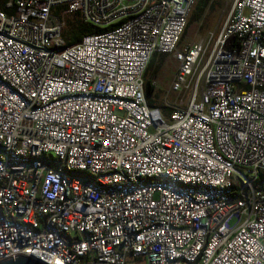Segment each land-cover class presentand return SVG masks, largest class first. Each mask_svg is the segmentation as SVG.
Instances as JSON below:
<instances>
[{"label":"built area","instance_id":"obj_1","mask_svg":"<svg viewBox=\"0 0 264 264\" xmlns=\"http://www.w3.org/2000/svg\"><path fill=\"white\" fill-rule=\"evenodd\" d=\"M196 1L5 3L0 261L264 264V0L182 43ZM77 20L119 24L67 45ZM155 53L175 66L150 106Z\"/></svg>","mask_w":264,"mask_h":264},{"label":"rangeland","instance_id":"obj_2","mask_svg":"<svg viewBox=\"0 0 264 264\" xmlns=\"http://www.w3.org/2000/svg\"><path fill=\"white\" fill-rule=\"evenodd\" d=\"M196 2L198 3L199 0ZM229 9L230 2L226 0H215L208 2L204 9V15L202 18L200 15L199 17H196V15L194 16V14L191 16L193 13L192 10L188 19L191 30L188 33V36L191 39V43L198 41L200 38H204L208 33H212L214 36H216L225 22ZM212 43L213 41L207 43L206 48L208 50H210L212 47ZM174 66V61L167 57L157 76L152 80L155 85L154 94H157L158 101L165 95V93L168 92ZM152 77L153 76L150 69L143 76L145 80Z\"/></svg>","mask_w":264,"mask_h":264},{"label":"trees","instance_id":"obj_3","mask_svg":"<svg viewBox=\"0 0 264 264\" xmlns=\"http://www.w3.org/2000/svg\"><path fill=\"white\" fill-rule=\"evenodd\" d=\"M7 1L8 0H0V10L5 9V3ZM208 2L210 1L209 0H199V2L196 3L195 10L191 14V16L194 14V16L196 15V17H199V15L201 17L202 11L205 9ZM8 12H11V11H8ZM118 24L119 23H116L114 25H110L107 27H96V26H93L87 23H81L78 20L75 22L69 21L68 26L66 28V32H65L66 44L71 45L79 41L81 36L85 34H94V33L104 32V31L112 29ZM235 44L236 43H235L234 37H231L225 43V47L231 48ZM165 59H166V55L164 54H158V53L153 54L151 58L149 59V62L144 71V74H145L150 69L152 72V76H153L152 78H149L146 80L144 79V92H145V96L147 97L148 104L150 106H157L159 103L157 94H154L155 85L152 83V80L154 77L157 76L159 70L161 69V67L163 66L165 62ZM252 187L254 190H264V171H260L256 174L255 179L252 182Z\"/></svg>","mask_w":264,"mask_h":264},{"label":"water","instance_id":"obj_4","mask_svg":"<svg viewBox=\"0 0 264 264\" xmlns=\"http://www.w3.org/2000/svg\"><path fill=\"white\" fill-rule=\"evenodd\" d=\"M0 264H45L33 256H13L0 261Z\"/></svg>","mask_w":264,"mask_h":264},{"label":"crops","instance_id":"obj_5","mask_svg":"<svg viewBox=\"0 0 264 264\" xmlns=\"http://www.w3.org/2000/svg\"><path fill=\"white\" fill-rule=\"evenodd\" d=\"M198 1V0H197ZM197 3V2H196ZM196 3L194 4V6H193V8H192V10L194 11L195 10V5H196ZM211 4H213V3H211ZM203 15H204V10L202 11V14H201V18L203 17ZM191 30H190V25H189V23L187 22V25H186V27H185V30H184V34H183V36H182V43H190L191 42V39L189 38V36H188V33L190 32ZM220 31V30H219Z\"/></svg>","mask_w":264,"mask_h":264}]
</instances>
